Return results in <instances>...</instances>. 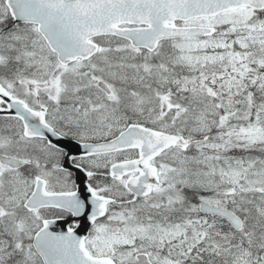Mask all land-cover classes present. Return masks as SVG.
Wrapping results in <instances>:
<instances>
[{
    "label": "snow or ice",
    "instance_id": "6c2138e0",
    "mask_svg": "<svg viewBox=\"0 0 264 264\" xmlns=\"http://www.w3.org/2000/svg\"><path fill=\"white\" fill-rule=\"evenodd\" d=\"M0 264H264V0H0Z\"/></svg>",
    "mask_w": 264,
    "mask_h": 264
}]
</instances>
